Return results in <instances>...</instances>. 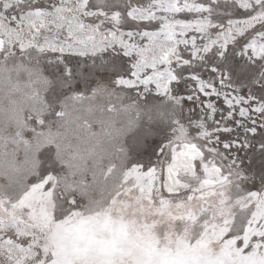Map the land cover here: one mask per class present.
Here are the masks:
<instances>
[{"label":"snow or ice","instance_id":"snow-or-ice-1","mask_svg":"<svg viewBox=\"0 0 264 264\" xmlns=\"http://www.w3.org/2000/svg\"><path fill=\"white\" fill-rule=\"evenodd\" d=\"M0 264H264V0H0Z\"/></svg>","mask_w":264,"mask_h":264}]
</instances>
